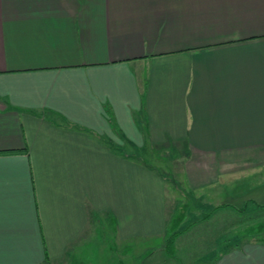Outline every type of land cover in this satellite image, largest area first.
I'll list each match as a JSON object with an SVG mask.
<instances>
[{"label": "crops", "instance_id": "obj_1", "mask_svg": "<svg viewBox=\"0 0 264 264\" xmlns=\"http://www.w3.org/2000/svg\"><path fill=\"white\" fill-rule=\"evenodd\" d=\"M143 153L198 219L264 197V0H0V264H264L168 247Z\"/></svg>", "mask_w": 264, "mask_h": 264}, {"label": "rangeland", "instance_id": "obj_2", "mask_svg": "<svg viewBox=\"0 0 264 264\" xmlns=\"http://www.w3.org/2000/svg\"><path fill=\"white\" fill-rule=\"evenodd\" d=\"M143 157L147 158L150 163L155 166H179L180 161L172 162V158L169 155L164 157H158V155L148 156L143 153ZM174 169V168H173ZM162 172H165L171 177L170 183V198L175 200L174 207L175 210L174 217L171 220V225L168 234L174 230L184 231L185 227L192 221H196L191 225L186 231L181 232L175 237V242L178 243V248L176 245V250L178 253H183L187 256L189 250L186 249L191 246V242L195 246V249L200 247V252H204L205 248L214 252L220 249H226L231 245L242 244L244 241L258 240L264 242V197L261 198L263 189L257 190L256 199H258V204L253 202L235 201L232 197H224V203H231L241 209V212L233 209H224L223 212L215 213L209 216L205 221H197L198 210L195 199L198 198L199 191H190L186 189L187 186L182 181L178 170L169 171L168 168H164ZM263 174V172H262ZM183 189L186 194L183 193ZM253 197V195L251 196ZM197 200V199H196ZM206 203H203L204 205ZM207 209L211 210L213 204H207ZM238 209V208H237ZM205 211V210H203ZM216 211V210H215ZM177 219V220H175ZM205 229V232L201 233V228ZM197 229L199 231H197ZM191 231V232H190ZM194 232V233H193ZM196 232V233H195ZM196 236L197 241H193L192 237ZM174 242V244H175ZM188 251V253H187ZM223 251V250H222ZM148 254H146V257ZM145 257V258H146ZM145 258H141L143 261ZM200 263H206V261L199 260Z\"/></svg>", "mask_w": 264, "mask_h": 264}, {"label": "trees", "instance_id": "obj_3", "mask_svg": "<svg viewBox=\"0 0 264 264\" xmlns=\"http://www.w3.org/2000/svg\"><path fill=\"white\" fill-rule=\"evenodd\" d=\"M254 204H256V205H259V206H262V204H258L257 202H254V201H252ZM251 202V203H252ZM217 208L215 207V208H213L211 211H209V212H207L206 214H204L201 218H199L197 221H202V220H206L209 216H211L212 214H213V212L216 210ZM175 220H177V219H175ZM196 221H194V220H192L186 227H185V229H184V231H186L188 228H190L191 227V225L192 224H194ZM172 227V226H171ZM183 229H181V230H175L174 232H172L170 235H169V237H170V239H169V242H168V247H170L171 249H173V251L175 252V250H176V242L174 241L175 240V237L178 235V234H180L181 232H184V231H182ZM174 242H175V244H174Z\"/></svg>", "mask_w": 264, "mask_h": 264}]
</instances>
